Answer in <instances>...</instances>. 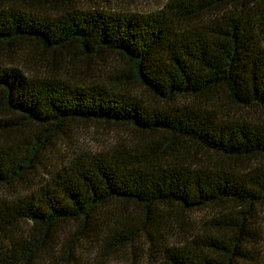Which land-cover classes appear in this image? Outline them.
Instances as JSON below:
<instances>
[{"label": "trees", "instance_id": "obj_1", "mask_svg": "<svg viewBox=\"0 0 264 264\" xmlns=\"http://www.w3.org/2000/svg\"><path fill=\"white\" fill-rule=\"evenodd\" d=\"M109 3L0 0V264L69 263L82 243L98 264L137 245L154 264L254 262L243 247L263 242L264 0H165L148 14ZM21 56L38 57L30 74ZM114 58L106 83L75 74ZM89 122L136 135L45 163ZM202 210L175 233L177 216Z\"/></svg>", "mask_w": 264, "mask_h": 264}, {"label": "rangeland", "instance_id": "obj_2", "mask_svg": "<svg viewBox=\"0 0 264 264\" xmlns=\"http://www.w3.org/2000/svg\"><path fill=\"white\" fill-rule=\"evenodd\" d=\"M165 0H110L108 8L111 10L119 11L126 10L128 12H134L138 14H148L157 9V7L162 4ZM99 7L103 6L102 4L98 5ZM35 58V59H34ZM27 58L25 56H21L18 59V62L15 63L23 72L26 74H30L31 70L35 69L38 65V57ZM108 64H102L101 62H95L92 67L90 62L87 66H82L81 64L74 67L75 74L78 73V68L83 69H91L90 71V79H86L88 81H100L106 83L107 77L106 74L113 73L114 69H118L119 65L117 60L109 59ZM2 64L7 65V60L3 59ZM99 64V65H98ZM14 65V64H13ZM12 65V66H13ZM107 65V66H106ZM62 77H68L67 74H61ZM78 77L77 75H74ZM132 95H138L140 91L137 89L136 91H131ZM226 110H234V109H226ZM236 115L240 116L243 119L249 120V116L251 112L243 111L237 112L234 110ZM136 135L134 131L130 129V127L125 126H114L110 124H105L103 122H89V123H78L72 125V134L68 137L62 138L60 142H56L57 144L53 148V150L44 151L45 163H51L54 167L58 165L59 160L66 159L67 157L74 156L73 154H99L107 151L116 140H127L126 138L130 135ZM128 141V140H127ZM40 169V168H39ZM38 171L40 172L41 170ZM43 171V170H42ZM43 178L42 174H39L38 178ZM209 211L202 210L200 212H196L194 214L186 213L182 218L174 219L173 225L176 230L175 233L181 234L182 230H187L191 226H193V222L195 226L202 225L203 218H207ZM259 226L262 230L261 236L263 242L257 246H245L243 247V251L249 252L256 256L254 262H244L237 260L235 264H264V212L259 215ZM66 236L62 237L65 238ZM178 239L173 240L172 244L177 243ZM62 248L59 249L61 252ZM142 246L137 245V249L130 248L126 250L125 253L116 254L113 257L108 258L105 262L106 264H154V257H150L148 254H144L142 252ZM133 253V255L131 254ZM64 254V253H62ZM153 255V254H151ZM57 256V254H56ZM145 259L146 263L143 261ZM57 257H54V262H56ZM49 264H52L50 261ZM64 264V263H62ZM65 264H98L97 261V253L94 255V247H92L89 243H82L80 249H77L75 253L74 259H71L69 263Z\"/></svg>", "mask_w": 264, "mask_h": 264}]
</instances>
